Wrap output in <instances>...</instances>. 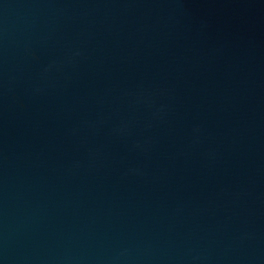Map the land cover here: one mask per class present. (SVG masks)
Wrapping results in <instances>:
<instances>
[{
	"label": "water",
	"instance_id": "1",
	"mask_svg": "<svg viewBox=\"0 0 264 264\" xmlns=\"http://www.w3.org/2000/svg\"><path fill=\"white\" fill-rule=\"evenodd\" d=\"M0 264H264V0H0Z\"/></svg>",
	"mask_w": 264,
	"mask_h": 264
}]
</instances>
